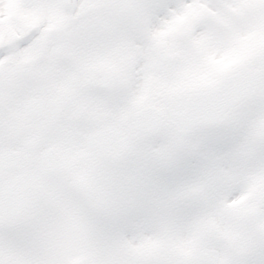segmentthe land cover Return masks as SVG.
Here are the masks:
<instances>
[{"label": "snow or ice", "instance_id": "1", "mask_svg": "<svg viewBox=\"0 0 264 264\" xmlns=\"http://www.w3.org/2000/svg\"><path fill=\"white\" fill-rule=\"evenodd\" d=\"M0 264H264V0H0Z\"/></svg>", "mask_w": 264, "mask_h": 264}]
</instances>
